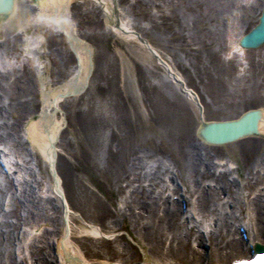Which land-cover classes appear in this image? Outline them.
<instances>
[{
  "label": "rangeland",
  "instance_id": "obj_1",
  "mask_svg": "<svg viewBox=\"0 0 264 264\" xmlns=\"http://www.w3.org/2000/svg\"><path fill=\"white\" fill-rule=\"evenodd\" d=\"M176 1L125 0L127 5L135 2V5H132L135 6L136 11L142 7V11L138 12L139 16L132 14V8L127 10L124 3L120 5L124 8L126 17H129L135 26L146 29L141 33L149 36L148 38L161 55L166 57L199 93L204 105V114L208 119L233 118L245 108L264 104V47L248 53L249 64L244 75L235 74L232 63L222 64L218 58L212 57L214 44H207L213 39L207 31L208 25L200 24L191 42L190 38H184L182 35L186 30L182 32V29H176L178 20H181V17L189 11L182 6L176 8ZM157 4L160 5L158 8L162 12L157 11ZM75 7L74 14L79 23L81 37L97 47V55L89 86L79 96V100L87 102V107L80 108V112L75 111L74 107H77V104L73 102L60 107L66 113L67 119H71V125H73V119L76 121L75 136H72V132L67 131V128L62 132L59 143L61 154L57 164L64 191L75 213L71 216L74 224H71L70 242L71 246L79 250L87 261L93 263L103 260L136 262L142 258L140 246L147 248V245L141 235L134 233L138 232L134 229L135 223L130 224L126 221L121 226V230H119L120 226H114L117 219L116 213L120 208L123 209L124 200L129 199L128 195L132 186L143 184L141 181L135 183L133 175L129 176L131 174L128 173L130 172L128 169L130 159L142 156L146 170L158 166L151 171L160 176L162 171L168 168L166 164L169 162L175 171L178 170L187 178L185 147L190 142L195 144L196 153L199 152L206 156L207 162L211 164L212 161L215 162V157H225L235 152L237 153L236 159L240 161L243 185L244 177L253 167L254 162L258 158L264 161V139L248 138L242 143H236L227 148L204 145L195 134L199 123L196 109L186 103L181 95L176 94L171 85H161L160 81L164 75L153 57L138 43L126 41L114 33L90 34L91 30L87 27L88 23H91L90 20L94 19L93 12H80L77 15ZM148 12L153 16L159 14L164 16L158 18L154 24L151 18H149L150 21L147 18ZM7 30L11 31L6 29L5 33H8ZM174 31H176L175 34ZM238 33L230 26L227 33L228 41L234 42ZM197 34L200 38H197ZM10 51L7 52L11 53ZM2 53L4 52L0 54ZM49 53L50 64L46 72V81L51 84L59 83L72 72L74 57L66 45L53 47ZM61 70L63 75L58 76ZM22 75L20 82L31 78V83L38 86L36 74L24 72ZM2 79L5 81V78ZM105 81L106 84H104ZM17 82L19 84V81ZM15 87L11 88L15 91ZM33 91V89L17 90L14 96L15 101L19 102L24 93L31 92L33 98L27 103V108L36 112L39 98L32 93ZM78 114L82 119L81 122L77 121ZM15 119L9 117L5 120L8 124L0 126V133L9 135V138L3 141L7 149L24 158L27 151L20 131L22 126H19L20 123H17ZM90 122H92L91 127H89ZM12 125L14 129H10ZM109 133H116L120 139L111 141L112 146L109 143L106 147L104 145L108 142ZM83 146L85 147L81 150ZM103 148H106L105 156ZM82 151L90 156L89 161H86L89 171L92 177L101 184L105 192L104 196L93 188L84 174L76 172V162L82 159ZM110 153L116 154L114 156ZM260 171L262 176L263 170ZM143 173L142 170L140 174ZM127 175L129 180L126 178ZM40 177L44 183L49 178L44 162H42L41 174L37 178ZM205 180L210 181L211 179ZM21 181L16 190L10 181L0 175V264L15 261L14 258L19 254L20 258H16L18 263L31 264L30 256L33 245L45 247V253L51 254L52 248L49 243H53L62 230L60 212L50 209L54 204H52L53 201L46 202L43 198L36 196L29 186L30 183ZM176 182L178 181L164 177V184L155 189L156 194L160 195L165 188L171 191L173 184L177 186ZM262 182H264V177L258 184ZM246 194L247 190L244 186L235 187L232 199L227 201L223 198L218 199L214 207L217 208L218 213H221L220 215H223L229 209L237 208L235 206L237 200L247 203ZM33 204L37 205L34 207L35 212H41L43 215L41 219L35 217L36 220L31 222L25 216L27 207ZM1 207L5 208V211H2ZM18 215L22 216L19 220L16 218ZM250 215V212L243 214L246 217ZM82 219L90 225L97 226L100 235H92L83 230L82 227L89 228L85 226ZM20 221L25 223L21 225L33 226L47 222L44 232L45 229L49 231L37 239L27 241L24 229L22 230L21 225L19 226ZM244 221L247 224V219ZM212 222L211 219H203L199 216L196 222L190 224L185 222L184 230L196 225L194 230L207 236L213 231ZM49 232L50 236H48ZM190 239L191 247L199 248L206 253L207 250L198 245L194 237ZM168 243L169 241L164 246L166 247ZM128 246L133 249V253L129 252ZM15 250H18L17 256H15ZM151 258L168 264H183L175 258L161 254L159 256L151 254Z\"/></svg>",
  "mask_w": 264,
  "mask_h": 264
},
{
  "label": "bare ground",
  "instance_id": "obj_2",
  "mask_svg": "<svg viewBox=\"0 0 264 264\" xmlns=\"http://www.w3.org/2000/svg\"><path fill=\"white\" fill-rule=\"evenodd\" d=\"M65 1L66 0H45L41 2L38 7H35L31 5L26 6L27 0H16V11L9 18L0 21V32L9 28H18L21 30V32L18 34L16 37L17 39L14 42L18 41V38L19 41L14 44L13 47L17 46V44H19V46H26V44L22 43L20 39L25 36L27 38V36L33 35V32H35L34 29L39 27L38 22H41V19L46 20L48 17H54L57 20H64L65 23L67 22L63 11ZM99 2L102 6V10L106 12L105 20L110 25L111 30L118 36L123 34L114 27V24L116 25V16L112 11V0H99ZM263 2L264 0H257L255 3L247 6L246 4L240 3L239 0H177L175 7L177 8L178 6H182V8L185 10H189L188 13L185 14V18L190 15V21L192 22L193 27V36H196L195 32H197V28L200 24L208 25L209 29H207V31L209 32L210 38L213 39H211L207 44L213 43V46L218 49L225 42V38H228L227 33L230 26H232L233 30L240 32V34H243L248 29L251 23H253L254 15L252 12L255 11L257 7H260ZM134 7L135 6H131L133 13H136L137 11L134 9ZM137 8L139 9L140 5ZM25 12L27 15L30 14L27 19L24 17L26 15ZM120 20L122 27L126 29H135L133 26H128V23L125 22L124 18H121ZM154 26H152V28ZM184 28L185 26L183 19L178 20L176 29H182L184 31ZM137 32V38H142V36H146V38L149 37L146 34H144L145 36L141 34L139 29ZM175 32L176 31H174V34ZM120 36L123 38L136 39V36L133 35ZM197 38H200L198 34ZM31 41L32 40H29L27 42L30 43ZM0 45H2L1 48L8 49L9 42H3L0 43ZM75 49L77 56L80 59L81 65L79 75H74L72 73V75L70 74L71 76L74 75L72 79L70 78L66 81H59V83H48L46 81V75L44 72L47 70L48 66L41 61V67H38L36 71H34L38 76V86L31 83V78H27L21 82L19 80V84L17 82L16 85L8 86V88L16 86L15 91L33 89L34 91L32 93H35L40 100V109L39 113L37 114L32 110H29L27 108L28 104L25 102L22 103L15 101L14 88H12L10 91L1 84L0 80V119H2V117L9 116L14 117V119L16 118L15 120H17V123H20L19 126H22V130L20 131L24 132V135L28 140V145L34 151L35 159L39 163L38 166L40 170V159H43L46 167L50 159L48 149L50 138L54 136L57 129H60L66 120L65 113V115L62 113L61 119H54L55 111L50 108L51 99L54 98L58 93L70 88H77L82 91L84 89L83 84L85 80V74L89 71V69L92 70L93 53L91 46L87 43L79 42L77 43ZM36 57L38 60L41 58V56L38 54ZM30 73L32 72H29V74ZM60 75H63L62 70L58 73V76ZM168 85L170 84L168 83ZM27 93H24L23 95ZM175 93L177 94V92ZM3 98L7 99V105L4 103L1 104V100ZM37 115L38 119H36ZM79 115L80 114L77 115V118H79L77 121L81 122L82 119ZM203 119H207L206 116H203ZM2 124L7 126L6 122H3ZM13 125L10 126V129H14ZM91 125L92 122H90L89 127H91ZM86 129L88 128L86 127ZM108 136V142H105L104 145L106 147L109 145V143L111 146V141H119L120 139L116 133H109ZM7 138H9V135L6 133L5 135L0 133V141H4ZM242 142L243 140L239 141V143ZM196 150L197 149L194 143L190 142L187 144L185 147V153H187L185 164L188 175L186 178L181 173L176 178L184 184L190 196L193 194L197 195L195 202L196 208L198 211H200L199 213L203 219H212L213 231L207 236H204V234L201 233L194 234L195 232L192 229L189 231H183V225L179 222V217L183 212L181 211L178 202L162 200L160 197H157L153 194L154 192H152V189L149 191L145 189L144 185H138L136 188L131 190V199L126 202L124 210H119L116 213L117 219L116 222H114V226L121 227L126 221L130 224L134 222V229H137L138 231H135L134 233L141 235V238L147 245V248L140 246L141 251L147 257L149 254H155L159 256V254L163 253L165 256L175 258L179 260V262L181 261L183 264H208L212 261H229L231 259L245 256L250 252L249 247L246 246L244 241L239 237L234 225L231 224L232 220H238L239 216L237 215V212L240 215L245 211L246 213L250 212L255 220V223H250L251 227H255V229H251L250 231V237L252 241L260 240L262 243H264V198H262V195L264 197V190L261 192V194H258L253 199V201L249 203V205L243 204L237 200V205L235 204L237 208L235 210L229 209L228 212L220 215L221 213H218L217 208L214 206L220 197L219 194H232V188L234 186L233 181H226L223 175L217 177L211 173L210 165L203 159L201 155L198 154V152L196 153ZM103 152L105 156L106 148H103ZM110 154L114 155L116 153ZM256 164H260V166L264 167V163L262 162H257ZM128 166L130 173L140 181V171L144 169V164L141 157L130 159ZM256 167H253V170H255ZM256 173L257 171L255 174ZM148 177L151 178L147 179ZM205 177L214 178V180L217 181V187L212 188L210 185L206 187L201 186L199 180ZM160 179L161 178L156 173H150V175L147 176L145 172L143 181L148 180L151 182V184L148 185L151 188V185L157 186L160 183L158 180L161 181ZM47 183L51 190L53 187L51 178L47 180ZM39 185L43 186L42 183ZM248 186H250V184ZM249 189H251V187H249ZM46 202L49 201L47 200ZM160 202L162 203L160 204ZM34 207H37V205H29L27 207L28 210L25 216V218L31 222H34L36 219H41L43 215L41 212H35L36 209ZM39 210L42 211L41 209ZM135 211H137V213ZM67 217L69 220L71 219L69 216ZM142 219L147 220V222L143 223L145 225L140 226L138 222H140ZM82 221L84 220L82 219ZM70 223L71 222H69V224ZM87 224L88 223L85 222V226L91 230L82 227L83 230H86L92 235L99 234L97 231L98 228L96 226H90ZM60 236L62 240L63 233ZM192 236L200 246L205 243V241L209 244V249L206 253H204V251L199 248L190 246V238H192ZM69 239L70 238L66 236L63 239V243L61 245L60 239L57 240L54 249L57 253L55 262L59 261V264H80L81 259L79 258L78 251L76 249L69 248V245H71ZM132 239L134 240L133 237ZM168 239L169 246L164 250L162 246H164V242H167ZM127 249H129V252L133 253V249L130 248V246H128ZM45 251V247H37L36 245H33L31 251L32 264H54V262L51 261V258L53 259L54 257L49 256V254H46ZM64 253H66V255ZM147 261H149V259ZM101 263H105V261L103 260L98 262V264ZM9 264L19 263L10 261Z\"/></svg>",
  "mask_w": 264,
  "mask_h": 264
},
{
  "label": "water",
  "instance_id": "obj_3",
  "mask_svg": "<svg viewBox=\"0 0 264 264\" xmlns=\"http://www.w3.org/2000/svg\"><path fill=\"white\" fill-rule=\"evenodd\" d=\"M14 0H0V17H6L12 12ZM257 38H264V32L258 33ZM259 43V42H258ZM257 112H248L239 120L230 122H214L203 124L198 129V134L207 143L224 144L237 138L260 134Z\"/></svg>",
  "mask_w": 264,
  "mask_h": 264
}]
</instances>
